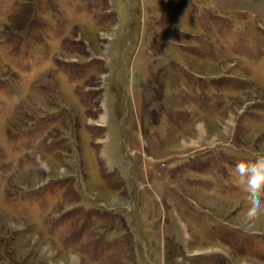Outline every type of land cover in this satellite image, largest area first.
<instances>
[{
    "label": "rangeland",
    "instance_id": "1",
    "mask_svg": "<svg viewBox=\"0 0 264 264\" xmlns=\"http://www.w3.org/2000/svg\"><path fill=\"white\" fill-rule=\"evenodd\" d=\"M253 152L264 0H0V264H264Z\"/></svg>",
    "mask_w": 264,
    "mask_h": 264
},
{
    "label": "clouds",
    "instance_id": "2",
    "mask_svg": "<svg viewBox=\"0 0 264 264\" xmlns=\"http://www.w3.org/2000/svg\"><path fill=\"white\" fill-rule=\"evenodd\" d=\"M249 160H240L235 172L247 193L249 207L245 212L247 223L253 222L264 211V153L253 152Z\"/></svg>",
    "mask_w": 264,
    "mask_h": 264
},
{
    "label": "bare ground",
    "instance_id": "3",
    "mask_svg": "<svg viewBox=\"0 0 264 264\" xmlns=\"http://www.w3.org/2000/svg\"><path fill=\"white\" fill-rule=\"evenodd\" d=\"M201 129V128H200Z\"/></svg>",
    "mask_w": 264,
    "mask_h": 264
}]
</instances>
